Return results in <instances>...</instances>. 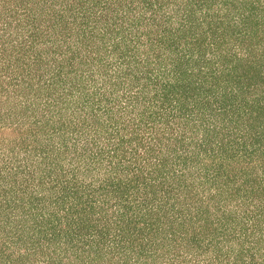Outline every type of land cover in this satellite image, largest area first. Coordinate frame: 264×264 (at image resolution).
I'll use <instances>...</instances> for the list:
<instances>
[{
  "label": "trees",
  "instance_id": "16d2710c",
  "mask_svg": "<svg viewBox=\"0 0 264 264\" xmlns=\"http://www.w3.org/2000/svg\"><path fill=\"white\" fill-rule=\"evenodd\" d=\"M0 264H264V0H0Z\"/></svg>",
  "mask_w": 264,
  "mask_h": 264
}]
</instances>
